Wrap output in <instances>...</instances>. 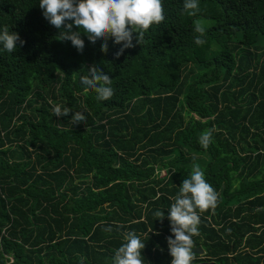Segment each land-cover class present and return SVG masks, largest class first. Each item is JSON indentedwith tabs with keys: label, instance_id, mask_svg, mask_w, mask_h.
I'll return each mask as SVG.
<instances>
[{
	"label": "trees",
	"instance_id": "1",
	"mask_svg": "<svg viewBox=\"0 0 264 264\" xmlns=\"http://www.w3.org/2000/svg\"><path fill=\"white\" fill-rule=\"evenodd\" d=\"M183 3L163 0L164 21L117 57L110 37L81 33L82 52L58 40L39 0H0V29L24 41L0 48V264H113L129 231L144 264H171L168 208L194 164L218 201L199 212L192 264H264V0H198L195 16ZM90 66L111 99L84 90Z\"/></svg>",
	"mask_w": 264,
	"mask_h": 264
},
{
	"label": "clouds",
	"instance_id": "2",
	"mask_svg": "<svg viewBox=\"0 0 264 264\" xmlns=\"http://www.w3.org/2000/svg\"><path fill=\"white\" fill-rule=\"evenodd\" d=\"M184 10L195 16L199 11L198 0H184ZM39 8L43 17L56 29H60V41L70 40L77 51L82 52L84 41L80 39L83 33L89 42L95 44L98 40L112 38L113 43L122 47L116 53L118 57L126 48L133 47V33L136 43L140 45L145 32L153 25L164 21L163 0H39ZM71 21L72 23H65ZM73 25L79 30L72 31ZM194 43L202 45L206 29L201 20L194 22ZM17 41L20 46L24 41L18 33L10 31L8 26L0 29V48L8 53L17 51ZM107 43L101 45V51H107ZM87 75L81 76L80 83L85 91L95 90L98 100H109L114 95L112 79L97 66H90ZM53 114L56 117L68 116L70 108L54 105ZM86 121L83 113L77 111L71 116L70 122L79 125ZM212 140V130H205L199 137L200 145L207 149ZM218 193L205 179L204 172L198 164H194L188 178L182 180L179 191L168 208L167 219L171 236L167 237L171 264H192L195 258L193 237L199 235V212L214 209L217 205ZM153 215L163 221L165 213L156 210ZM111 231V228L107 229ZM174 237V239L172 238ZM145 244L139 236L129 231L124 236V242L113 256V264H144L141 255Z\"/></svg>",
	"mask_w": 264,
	"mask_h": 264
},
{
	"label": "water",
	"instance_id": "3",
	"mask_svg": "<svg viewBox=\"0 0 264 264\" xmlns=\"http://www.w3.org/2000/svg\"><path fill=\"white\" fill-rule=\"evenodd\" d=\"M193 253H195L196 255H202L203 251L201 249V247L196 246L192 249ZM196 264H214L213 262H200V263H196Z\"/></svg>",
	"mask_w": 264,
	"mask_h": 264
}]
</instances>
